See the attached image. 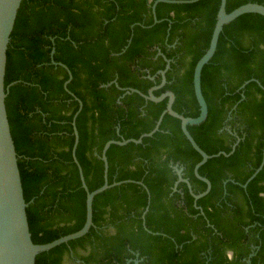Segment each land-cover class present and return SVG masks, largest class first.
<instances>
[{
	"label": "trees",
	"instance_id": "1",
	"mask_svg": "<svg viewBox=\"0 0 264 264\" xmlns=\"http://www.w3.org/2000/svg\"><path fill=\"white\" fill-rule=\"evenodd\" d=\"M154 2L23 0L20 6L7 50L6 108L35 244L75 233L86 222L87 193L72 154L75 97L83 102L76 157L90 191L105 182L104 145L151 132L167 107L168 98L156 103L127 93L148 95L162 84L167 62L158 53L171 65L154 95L172 92L175 112L200 114L194 71L210 46L221 0L159 3L157 24ZM247 3L264 0H227V12ZM54 62L72 72L69 92L68 72ZM252 79L262 86L252 81L241 89ZM201 83L208 117L188 127L197 144L208 155L229 154L240 139L230 156L199 169L211 191L195 203L187 183L176 186L180 169L195 194L207 188L194 173L201 155L181 121L167 114L142 144L112 145L107 152L109 183L143 182L150 204L137 184L106 190L94 199L89 233L40 253L36 264H63L79 252L86 253L80 264H246L252 253V264H264V166L243 187L263 161V16L246 14L224 26Z\"/></svg>",
	"mask_w": 264,
	"mask_h": 264
},
{
	"label": "water",
	"instance_id": "2",
	"mask_svg": "<svg viewBox=\"0 0 264 264\" xmlns=\"http://www.w3.org/2000/svg\"><path fill=\"white\" fill-rule=\"evenodd\" d=\"M201 0H155L152 5V15L154 24L160 22L156 15V7L159 3H169V4H194ZM23 0H0V264H36V257L40 253L48 252L62 244L69 243L70 241L77 240L87 235L92 227H94L93 222V203L94 199L97 195L105 192L108 189L121 186L123 184H137L147 191L149 196V204L151 195L147 188V186L143 182H136L132 180L115 182L110 184L108 181V172H109V162L107 158V152L112 145L117 146H126L130 143L135 145H140L143 143L145 138L153 137L161 127V124L164 120V117L168 114L178 120L181 121V128L184 136L189 141L191 146L195 151H197L202 159L195 166L194 173L195 176L206 183L207 188L204 192L200 194H195L192 190V186L187 179L183 178L182 170L177 169V174L179 176V180L176 183V186L179 182L187 183L191 195L195 199V203L206 196L212 188L211 182L202 177L199 174V169L210 159L219 157L220 155H224L226 157L230 156L236 149L240 139H238L237 143L232 147V151L227 154L225 152H220L216 155H208L195 141L193 136L188 130L189 126L200 125L208 117V104L202 92V71L204 67L210 62L212 57L214 56L219 37L223 32L224 26L230 24L235 21L237 18L246 15V14H258L264 17V5L258 3H247L235 9L234 11L228 13L227 12V0H221L217 22L212 34L210 46L202 56V58L198 61L195 71H194V90L195 95L198 100L200 106V114L198 117H185L183 115L178 114L174 111L173 105L175 103V94L172 92H166L161 96L157 97L154 95V91L160 89L166 83V72L170 69L171 61L166 59V57L160 52L159 55L163 56L165 61L167 62L166 69L161 72L162 75V84L159 86H155L149 90L148 95L143 94L142 92L136 89L128 90L129 93H137L142 96L146 101L152 102H161L165 99H169L166 109L162 112L159 119L156 122L154 129L149 133L142 134L138 139H123V140H110L108 141L103 149L101 154V160L104 163V184L94 190L90 191L83 174V169L76 157V150L79 144V132L76 127V118L79 112L83 108V103L81 100L77 98V101L80 104L79 111L75 114L73 120L74 127V135H75V143L73 146L72 154L76 165L79 168L80 177L82 181V186L87 193L86 200V222L82 229L79 231L63 236L53 242L47 244H35L32 240V234L30 232V226L27 216V207L29 204L26 202L24 197V190L22 185L21 174L18 165V154L16 151L15 143L12 137L10 123L7 114L6 108V98H7V88L5 86V75H6V65H7V50L11 40V34L15 26L16 18L18 15V11L22 4ZM54 64H56L54 62ZM60 67L64 68L69 75V80L65 83V88L69 92L67 85L72 80L73 75L69 68L62 64H56ZM151 80H154V77H150ZM257 82L260 86L261 83L252 79L248 82H245L241 89H245L246 86L252 82ZM118 85V84H117ZM244 99V95H243ZM236 108V107H235ZM234 108V109H235ZM264 166V149H263V161L261 166L255 171L250 179H248L247 183L243 185L244 188L247 187L248 183L256 177L259 171ZM176 189V188H175ZM149 211V206L146 208L143 214V219L145 220V216ZM254 255L250 256V260ZM249 260L248 264H251ZM139 261H135V264H139Z\"/></svg>",
	"mask_w": 264,
	"mask_h": 264
},
{
	"label": "flooded vegetation",
	"instance_id": "3",
	"mask_svg": "<svg viewBox=\"0 0 264 264\" xmlns=\"http://www.w3.org/2000/svg\"><path fill=\"white\" fill-rule=\"evenodd\" d=\"M158 55H159V53H158ZM61 68H62V67H61ZM63 69H64V68H63ZM66 82H67V81H66ZM72 95H73V94H72ZM73 96H74V95H73ZM74 97H75V96H74ZM75 99L77 100L76 97H75ZM78 103H79V102H78ZM82 103H83V102H82ZM235 107H237V106L235 105V106L233 107V109L230 111L229 115H231V112H233L234 110H236ZM79 108H80V104H79ZM234 108H235V109H234ZM237 125L239 126V124H237ZM227 128H228V127H227ZM228 130H229V128H228ZM238 139H239V138H238ZM238 139L236 140V143H237ZM239 142H240V141H239ZM236 143H235V144H236ZM112 230H113V228L111 227L108 231H111V232H112ZM252 247H253V246H252ZM253 250H258V247H255V246H254V247H253ZM252 254L255 256V253H252ZM252 254H251V255H252ZM71 255H73V254H71ZM251 255H250V256H251ZM228 256H229V258L232 259V258L234 257V252H233V251H229V252H228ZM250 256H249V258H248L247 260H245L246 264L249 263ZM254 256H253V257H254ZM66 257H67V256H66ZM66 257H65V258H66ZM253 257H252V258H253ZM252 258H251V260H250L251 264H252ZM136 260H137V259H136ZM137 261L141 262L142 259H140V260L138 259ZM64 263H65V259H64V261H63V264H64ZM79 264H80V263H79Z\"/></svg>",
	"mask_w": 264,
	"mask_h": 264
},
{
	"label": "rangeland",
	"instance_id": "4",
	"mask_svg": "<svg viewBox=\"0 0 264 264\" xmlns=\"http://www.w3.org/2000/svg\"><path fill=\"white\" fill-rule=\"evenodd\" d=\"M86 255V253L84 252H79L77 254H73V255H68L65 258V263L64 264H79L80 263V258L82 256Z\"/></svg>",
	"mask_w": 264,
	"mask_h": 264
}]
</instances>
